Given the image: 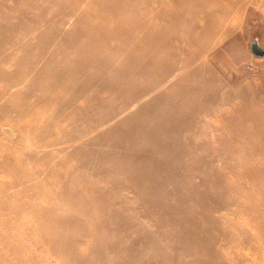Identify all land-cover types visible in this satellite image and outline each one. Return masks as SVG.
Wrapping results in <instances>:
<instances>
[{
	"label": "rangeland",
	"instance_id": "374dc122",
	"mask_svg": "<svg viewBox=\"0 0 264 264\" xmlns=\"http://www.w3.org/2000/svg\"><path fill=\"white\" fill-rule=\"evenodd\" d=\"M255 41L264 0H0V264H264Z\"/></svg>",
	"mask_w": 264,
	"mask_h": 264
},
{
	"label": "water",
	"instance_id": "95a60500",
	"mask_svg": "<svg viewBox=\"0 0 264 264\" xmlns=\"http://www.w3.org/2000/svg\"><path fill=\"white\" fill-rule=\"evenodd\" d=\"M252 50L254 53L258 54V55H263L264 52L261 49V47L257 44V42L255 41L252 45Z\"/></svg>",
	"mask_w": 264,
	"mask_h": 264
},
{
	"label": "bare ground",
	"instance_id": "6f19581e",
	"mask_svg": "<svg viewBox=\"0 0 264 264\" xmlns=\"http://www.w3.org/2000/svg\"><path fill=\"white\" fill-rule=\"evenodd\" d=\"M26 3H27V2H26ZM24 4H25V3H24ZM5 17H6V16H5ZM100 30H101V29H100ZM113 35H115V34L113 33ZM113 35H112V36H113ZM98 39H99V38H98ZM85 143H87V142H85ZM14 173H15V172H14ZM239 208H240V207H239ZM244 210H245V209H244ZM218 230H219V229H218ZM219 231H220V230H219ZM223 231H224V230H223ZM227 231H228V230H227ZM231 232H232V231H231ZM221 233H223L222 230H221ZM221 233H220V234H221ZM233 233H234V232H233ZM223 234H224V233H223ZM230 234H232V233H230ZM234 234H235V233H234ZM227 237H228V236H227ZM217 240H218V239H217ZM219 240H220V239H219Z\"/></svg>",
	"mask_w": 264,
	"mask_h": 264
}]
</instances>
